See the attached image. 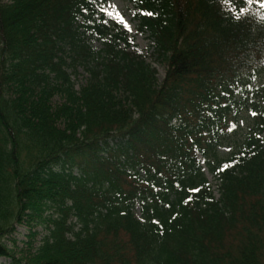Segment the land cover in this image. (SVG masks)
I'll return each instance as SVG.
<instances>
[{"label":"trees","instance_id":"1","mask_svg":"<svg viewBox=\"0 0 264 264\" xmlns=\"http://www.w3.org/2000/svg\"><path fill=\"white\" fill-rule=\"evenodd\" d=\"M96 1L0 0V258L264 264V8L128 0L145 53Z\"/></svg>","mask_w":264,"mask_h":264},{"label":"rangeland","instance_id":"2","mask_svg":"<svg viewBox=\"0 0 264 264\" xmlns=\"http://www.w3.org/2000/svg\"><path fill=\"white\" fill-rule=\"evenodd\" d=\"M223 1L226 6H228V4L231 3V0H223ZM96 7L97 10H100L102 12H106L102 9H107V11H110L114 22L119 23L125 30H128L127 25H125L120 21V18L118 15H116V13L118 11L121 15H123V17L127 21V24L131 26L132 34L136 35V44L138 46V50L145 53L150 52V49L152 47V42L148 39L147 35L138 33V24L134 18L133 5L129 3L128 0H97ZM94 46L97 49H100L102 47L101 43L98 40L94 42ZM158 70H159L160 80L162 81L166 75V67L163 65H159ZM87 77H88V73L86 69L84 67H79L77 73L73 75V79L76 83V87L79 88L80 85L85 82ZM263 88H264V76H258L257 79L255 80V83L251 86V88L248 90L246 94V98H247L246 100L248 103H246V105L241 108V111L237 116V119L240 122V126L239 127L236 126L237 132L233 134L232 137L240 135L243 132V130H245V128L248 127L249 124L255 120L253 115L254 108L252 102L254 98L256 97L259 98V94H255V91L253 90L257 89V91H260ZM240 98H241V94L238 93L235 97V100L238 101L240 100ZM262 105H264V101L262 102ZM221 150L223 151L225 150V148H222ZM206 174L212 186L214 194L216 195V197H219L218 179L213 175H211L207 170H206ZM38 230L39 233L31 237L29 236L30 230L28 226L24 224L17 225L16 232L13 234L12 237L15 239L17 245L20 248L26 247L25 245L27 242L38 244L43 235V230L41 229ZM0 264H9V260L6 258H0Z\"/></svg>","mask_w":264,"mask_h":264},{"label":"snow or ice","instance_id":"3","mask_svg":"<svg viewBox=\"0 0 264 264\" xmlns=\"http://www.w3.org/2000/svg\"><path fill=\"white\" fill-rule=\"evenodd\" d=\"M245 2L248 3V4H251V3H260V6H261L262 8H264V0H245ZM102 10L107 11V9H102ZM240 11H241L242 13H246L247 9H240ZM145 14H147V15H153L154 13H145ZM116 15L119 16L120 21H121L122 23H124L125 25H127L128 30L131 31V26L127 24V21L125 20V18L123 17V15H121L118 11H117ZM242 18H243L242 16H238V17H237V19H242ZM253 114H254V113H253ZM231 127L234 128L235 125L233 124ZM230 130H231V129H230ZM225 167H227V165H225ZM193 191H199V190H198V189H193ZM157 223H158V222H157Z\"/></svg>","mask_w":264,"mask_h":264}]
</instances>
